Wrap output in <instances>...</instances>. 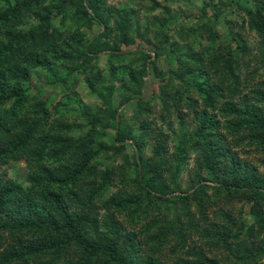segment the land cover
I'll return each instance as SVG.
<instances>
[{
	"label": "rangeland",
	"instance_id": "rangeland-1",
	"mask_svg": "<svg viewBox=\"0 0 264 264\" xmlns=\"http://www.w3.org/2000/svg\"><path fill=\"white\" fill-rule=\"evenodd\" d=\"M20 1L22 0H0V14L5 15L8 10L16 8L14 17L10 19L9 23L3 24V22H0L1 25L3 24L0 27V43L3 41L4 45H11L12 47L10 50H0V55L3 57L2 59L0 58V82H8L6 78L11 76L15 59L23 61L21 65L26 66L29 72L28 76L24 78V89L29 97V106L32 107L41 101L48 105L51 113V116H46L45 120H41L42 124L38 125L39 129L42 130L41 135H63L66 138H75L77 140L66 158L54 161L49 159L48 157L54 151L53 149H48L45 151L46 153L44 152V154H40L36 158L44 157L43 162L53 170L63 166L72 169L73 163H76L79 159L76 151L78 146L82 150L85 148L84 146L92 145L91 143L94 139L95 146L107 147L108 149L100 153L99 157L88 169L91 175L86 178V181H84L85 177L83 180L77 181L76 185L69 191L66 186L59 187V185H55L52 188L57 197L62 195L66 199L64 201L45 200L38 190L34 192L32 189L35 182L37 183L35 177L37 171L36 167H30L28 161L34 160V156L37 155L36 149L38 146L36 143L40 136L37 138L28 137L27 149L25 152L20 153L21 156H18V158L6 157L5 162L4 159H0V175L3 177V182L12 181L21 184L24 190L23 195L28 199V204L26 207L23 206L19 218H15L13 214L14 208L20 205L19 198H14L12 207L9 205L5 212L0 213V224L8 223L10 225V227L0 229V262H4L5 259L3 258L7 256L10 258L7 252L11 248L23 250L33 244L34 237L25 233L26 223H33L34 218L39 217V212L49 213L51 203L57 205V209H54L52 214L56 215L57 221L61 225L66 224L63 218L64 215H67L68 218L71 216H68L63 207L67 203L72 206V208L69 207L70 213L75 211L76 214L81 216L86 215L84 213L97 215L96 221L98 220L99 222L98 231L97 228L86 231L89 238L97 237L100 233L107 232L104 227H106L107 223L109 224L108 218H114L115 225L118 224L131 232L139 231L140 227L148 225L145 220L141 221L137 226L129 225V214L132 213L134 206L120 214L116 213L113 208L109 212L104 208V200L120 201L123 198L132 197L139 193L137 182L135 181V170L140 172L142 170L136 167L132 157L136 158L138 166L139 162L148 163V160L155 159V162L152 160L149 162V167L152 169L150 173H144V175L148 178L154 177L151 179H157L159 181L157 185L168 191L167 199L169 205L162 209L160 217L163 227L168 228L165 231L166 233L162 234L163 239L167 240L163 241L162 252L155 257L157 261L161 264H177L179 259L193 260L194 251L205 248V243L209 240V238L203 236L205 231H212L214 234L219 232L221 237L219 239H222L220 247L208 253L209 257L217 255L218 259L223 258L229 255V248L235 249L237 246L241 247V250L237 251L244 253L246 252V244L253 241L256 243L257 254H259L258 247L264 237L262 232L263 222L258 220V218L257 220L255 219L254 216L256 214H253V202L249 201L243 193L235 194L232 191L222 189L220 186L224 181L232 179L230 173V162L232 161L230 158L225 157V154H220L219 156L222 160L216 162L215 166L218 168L214 170V174H210L203 168V160L200 155L193 153L188 146L185 149L189 156L186 158V162L182 164L181 171H177L178 160L181 158L178 147H180L182 142L189 140L195 130H197L199 122L196 119L199 118L200 114L205 113L206 116L215 115L221 124L219 132L223 135L228 133L227 127L231 130V123H229L231 117L225 115L223 111L225 107L222 108V104L217 102V109H209L207 113L202 101H199V106L195 109L176 108L171 102L169 110H165L164 103L158 97L159 94H156L158 91L160 92V85L164 86L165 84H161V81L171 76L169 75L171 71H175L179 67V61L172 59L163 47H158L157 45L159 43V35L156 25L163 16V8L169 7L170 14L168 16L172 15L177 18V24L175 26L170 25L168 30L169 34L173 36L177 35L181 28L197 24L198 22L200 27L205 25L212 26L218 35L225 39V36L229 35V24H227L226 20L223 17L215 19L212 16L213 14L209 12L207 15L201 14V5L204 0H177L174 3L167 2V0H101L102 6L100 9L104 12L102 18L109 20L110 29L113 28L116 20L118 21L119 19L117 16L119 9L125 8L130 12L131 23L135 24V31L131 32V36L137 33L146 36L153 42L144 43L137 40L134 45L124 47L122 51L126 52V60L123 61H110L111 50L100 52L97 55H92L94 59L86 68H81V65H84V57L79 49H75L76 45H79L84 40L88 42L98 40L99 44L95 48H99L104 44L106 47H112L114 38L119 33L117 31L114 32L113 38L109 40L106 38V34H103L107 32V28L102 24H90L87 22L88 26L86 24L80 26L81 35H84L86 39L77 37V41L71 43L69 40H71L72 33L75 31L72 28V26L74 27L73 21L67 20L63 24L61 22L62 17L54 15L51 24L63 34L64 38L61 43L65 41L64 45L70 46L58 47V50L70 53L71 55L68 56L71 58L69 59H73L72 61H67L65 67H79L84 70L70 79L69 84H67L69 90H67L68 88L65 90L61 83L48 82L45 74H40L37 66L26 65L25 62L28 60L30 61L38 55L43 57L46 53V51L36 47L38 44L37 36H31L30 34L33 28L41 24L40 17L43 12L40 10L41 6L35 2L28 7L18 8ZM52 1L48 0L45 5ZM154 5L155 11H152ZM69 10H74V7L71 6ZM225 13L230 25L236 27L234 31L240 32L239 34L247 41L253 51L254 58L256 55L254 49L257 40L256 30H251L249 25L245 26L246 28H241L242 23L244 21L245 23L248 22L249 18L235 5L232 10H228ZM190 14H192L191 18L189 17ZM203 16L205 17L200 19ZM206 16H211V18ZM175 38L178 39L177 37ZM203 44L201 48L204 50L209 42L204 41ZM140 51H143V54L139 53ZM176 52L178 58L182 51L176 49ZM132 53L136 54L131 55ZM148 54L150 58L146 60L145 57ZM52 58L53 56L49 55V59ZM144 59L147 61L146 69L143 67ZM3 65L4 67H2ZM59 65L62 66V64ZM59 65L56 66L57 74L61 71ZM257 69L258 71H256ZM97 74L104 79L102 86H100L101 83L95 82ZM145 75L146 77L144 78ZM252 75L255 80L250 88L251 91H256L258 84L264 82V69L260 71L253 63L250 69L241 72V80L244 84H247L248 80L249 84ZM177 85L180 84L177 82ZM93 86L97 87L96 92L102 91V87L108 90L110 87H114L115 92L112 93L113 97L109 101V107L119 108L118 122L120 121V125L118 128L122 131L128 130L132 132L133 137L131 136L124 142L116 141L117 131L115 129L102 128V124H105L108 120L107 116L103 115L98 131L104 132L105 135L102 138H98L97 145L96 138L91 140L90 136L94 134V131H91V127L88 125L87 117L81 114L83 110L81 112L77 111L80 107L82 108V104L84 110L93 115L92 113L96 110L101 112L102 106L107 105L105 104L107 102L106 98L99 93H92ZM164 87H166V90H171L168 86ZM250 88L246 90L250 91ZM149 100L152 102L148 106L139 104ZM121 101H124L123 105L119 106ZM143 108L144 111L141 112ZM31 110L34 113L35 108H31ZM12 112L16 111L0 105L1 126L4 125L12 134L11 138H7L8 143L7 139L5 140L0 136V148L9 149L13 144L20 142L18 133L22 125L9 122L12 118ZM32 119L34 124L39 118L33 116ZM54 129L58 131L55 132ZM0 133L5 134L1 128ZM238 133L239 137H241L240 140L244 142L236 146L232 142L233 138L229 136V143L225 145V151H231L232 156H236L248 170L252 168L253 174L257 175L259 183L264 184V146L249 145V141L252 140H250L249 136L251 130L247 129ZM234 139H236L235 136ZM166 144L167 147L164 149ZM54 145L55 143L51 146L55 148ZM114 146L117 149L113 148ZM203 146L205 147L206 144L204 143ZM220 147L218 146L217 149H220ZM107 171L113 173L112 178L106 184L107 186L105 185L99 190L100 193L97 195L93 191L103 184V175ZM247 175L248 173H243L240 177L243 179ZM201 185H207V187H202V190L196 191ZM65 192H68V196ZM179 193L183 197L188 195L190 197L188 199L179 198ZM79 197L87 202L84 207L82 204L79 206ZM92 197V203L89 205ZM263 204L259 205L258 211H264ZM152 220H154V216L149 221L152 222ZM191 223H193L192 229L190 228ZM23 224L25 226H22ZM160 231L154 230L158 236ZM229 234H236L238 237L226 241L225 239H227L226 237ZM39 236V230L36 228V237L41 239L42 237ZM59 237L63 241L68 240L66 235ZM153 243L155 244V242ZM208 249L206 247L204 252H208ZM148 250L149 247L145 245L138 251V256H146ZM54 251H50L46 255V258L52 259L51 264H77L79 259H81L79 248L76 245H69L61 253ZM6 264H9V262L7 261ZM10 264L17 263L11 262ZM220 264L225 263L221 260ZM257 264H264V260H260Z\"/></svg>",
	"mask_w": 264,
	"mask_h": 264
},
{
	"label": "trees",
	"instance_id": "trees-1",
	"mask_svg": "<svg viewBox=\"0 0 264 264\" xmlns=\"http://www.w3.org/2000/svg\"><path fill=\"white\" fill-rule=\"evenodd\" d=\"M47 1L48 0H22L18 4V8H20L28 7L35 2L41 6L40 10L43 12L40 17L41 24L33 28L30 34L31 36H37L38 44L36 47L42 51H46V53L43 57L38 55L25 63L28 66H37L38 70H40V74H45V78L48 82L61 83L65 90L68 88L67 84H69L70 79H72L75 74L82 73L84 70L79 67H65L66 62L69 60L72 61L73 59H69L71 58L68 56L71 55L70 53L58 50V47L70 46L64 45L65 41L61 43L64 38L63 34L51 24L54 15L61 16V22L63 24L67 20L73 21L74 27L72 26V28L75 31L72 33L71 40H69L71 43L76 42L77 37L86 39L84 35H81L80 26L87 25V22L90 24H102L107 28V32L103 34H106V38L109 40L113 38L114 32L117 31L119 33V35L114 38V45L112 47H106L104 44L99 48H95V46L99 44L98 40L95 42L84 40L79 45H76L75 49H79L84 57V65H81V68H86L94 59L92 55H97L100 52H108V50H111L110 61H123L126 60V52L122 51L124 47L134 45L137 43V40L144 43L153 42L146 36L137 33L131 36V32L135 31V24L131 23L130 12L125 8L119 9L117 15L119 19L113 24V28L110 29L109 20L102 18L104 12L100 9L102 6L101 0H53L48 5H45ZM176 1L177 0H167V2L172 3ZM202 2L201 14L207 15L209 12L213 14L212 16L215 19L223 17L227 24H229V35L225 36V39H222L212 26L205 25L200 27L198 22L197 24L195 23L194 25L181 28L177 35H170L168 31L170 25L175 26L177 24V18L172 15L168 16L170 14V8L164 7L163 16L158 20V24L156 25L159 35V43H157V45L158 47H163L169 54L167 55L172 59H177V61H179V67L177 70L171 71L169 74L171 76L161 81V84L165 83L164 86H168L171 90H166V87L160 85V92L158 91L156 94H159L158 97L160 101L164 103L165 110H169L171 102H173V106L176 108L195 109L199 106V101H202L207 113L209 109H217V102L222 104V108L225 107L223 109L225 115L231 117L229 120V123H231V130L227 127L228 133L223 135L219 132L221 124L215 115L206 116L205 113L200 114L198 116L199 118L196 119L199 122L197 130H195L189 140L182 142L180 147H178L181 158L178 160L177 171H181L183 167L182 164L186 162V158L189 156L185 149L188 146L193 153H198V155H200L203 160V168L210 174H214V170L218 168L215 166L216 162L222 160L219 155L225 154V157L230 158L232 161L230 162L232 179L224 181L220 186L222 189L230 192L232 191L235 194L243 193L244 196H247L249 201L253 202V214H256L254 217L256 220L257 218L258 220H262L263 230H261L264 233V211H258L257 209L259 205L264 203V184L259 183L257 175L253 174L252 168L248 170L245 165L241 164V161H239L236 156H232L231 151H228L229 153L225 151V145L229 143V136L233 138L232 142L234 145H241V142L244 141L240 140L241 137H239L238 132H244L247 129L251 130L249 136L250 140H252L249 141V145L254 146L257 144L258 146H264V82L258 84L256 91H251L250 87L253 86L255 80L253 75L250 78L249 84L248 80L247 84H244L241 80V72L250 69L253 63L260 71L264 69V0H204ZM234 5L249 18L248 22H246L247 24L245 21L242 23L241 28H246L245 26L249 25L251 30H256L257 40L254 47L256 55L254 58L253 51L249 47L247 41L239 34L240 32L234 31L236 27L230 25L227 20L228 17L225 12L232 10ZM71 6L74 7V10H69ZM154 8L155 5L152 7V11H155ZM15 10L16 8H13L8 10L5 15L0 14V22H3V24L6 22L9 23L10 19L14 17ZM189 17L191 18L192 14H190ZM204 17L205 16L200 19ZM206 17L211 18V16ZM3 24H0V27H2ZM179 40L181 42H177ZM204 41H208L209 44L203 50L201 47L204 45ZM3 49L10 50L12 47L11 45H4L3 41H1L0 50ZM176 49L182 51L178 58ZM139 53L143 54V51ZM133 54L136 53H132L131 55ZM49 55L53 56V58L49 59ZM0 58L2 59L3 57L0 55ZM145 58L146 60L149 59L150 55L148 54ZM146 60L144 59L143 65L145 69L147 68ZM22 62L23 61H20V59H15L13 62L14 68L10 74L11 76L6 78L8 82H0V105H4L16 111L12 112V118L9 122L22 125L18 133L20 142L13 144L9 149H5L4 147L0 148V159H4L5 162L6 157L18 158V156H21L20 153L25 152L27 149L28 137L37 138L40 136L39 140L36 139V144L38 146L36 149L37 155L34 156V160L28 161L30 167H36L37 171V175L35 176L37 183L35 182L32 189L34 192L38 190L39 194L45 200L64 201L66 199H64L62 195L57 197V194L52 188L55 185H59V187L66 186L69 191V189L76 185L77 181L83 180L84 177V181H86V178H89L91 175L88 169L99 157L100 153L108 149L107 147L95 146L93 139L96 138L97 145L98 138H102V136L105 135L104 132L98 131V126L102 123L101 120L103 115L107 116L108 120L105 124H102V128L115 129L117 131L116 141L124 142L131 136L133 137V135L132 132L128 130H119V108L109 107V101H111L113 97L112 93L115 92L114 87H110L109 90L102 87V91L96 92L97 87L93 86L92 93L101 94V96L106 98L107 102L105 104L107 105L102 106L100 109L101 112L96 110L92 113L93 115L84 110L82 104V108L80 107L77 111L81 112L83 110L81 114L87 117L86 120L88 121V125L91 127V131H94V134L91 136L89 134L91 140L93 139L92 145L84 146L85 148L82 150L79 149L81 148L79 146L76 148L77 158L79 159L76 163H73L72 169L65 166L55 170L50 169L48 165L43 162L44 157H36L40 154H44L48 149H53L54 151L50 153L49 159L54 161L56 159L66 158L77 140L75 138H66L63 135H41L42 130L39 129L38 125L42 124L41 120H45L46 116H51V113L48 109V105L41 101L32 107L29 106V97L24 89V78L28 76L29 72L26 66L21 65ZM53 63L57 65L62 64V66L59 65L61 71L58 74L56 73L57 65ZM2 67H4V65ZM256 71H258V69ZM145 77L146 75L144 78ZM95 82L101 83L100 86H102L104 79L101 75L97 74L95 76ZM177 82L180 85H177ZM247 88H250V91H247ZM67 90H69V88ZM169 91L173 92L170 93ZM123 102L124 101H121L119 106L123 105ZM151 102L152 101L149 100L139 104L148 106ZM31 108H35L34 113ZM143 111L144 108L141 112ZM33 116L39 118L34 124L32 122ZM1 125L2 119L0 118V128L5 133H0V136L5 140L11 138L12 134L4 125ZM54 131L56 132L58 130L54 129ZM234 136L236 139H234ZM8 142L7 139V143ZM54 143L55 148L51 146ZM204 143L206 144L205 147L203 146ZM218 146H221V150L219 148L217 149ZM166 147L167 144L164 146V149H166ZM113 148L116 147L114 146ZM151 160L155 162V159ZM151 160H148V163L139 162L138 166L136 158L132 157V161L135 162L136 167H139L143 173L142 174L139 170H135V181L137 182L139 190L137 195L123 198L121 199L122 201L104 200V208L108 210V212L113 208L116 213L120 214L124 210L134 206L132 213L129 214L130 217L128 216L129 225L137 226L143 220L147 221L148 225H143L140 227L139 231L131 232L118 224L115 225L114 218H108L109 224L107 223L106 227H104L107 232H102L97 237L89 238L86 231L96 228L98 231L99 222L98 220L96 221L97 215L93 213H84L86 215L81 216L80 214H76L75 211L70 213L69 207L72 208V206L67 203L64 204L63 207L68 216H71L68 218L67 215H64L63 218L66 224L61 225L57 221L56 215L52 214V211L57 209V205L51 203L49 206V213L39 212V217H35L33 223H26L27 227L25 233L34 237L32 241L33 244L27 246V248L23 250H14L11 248L7 252L10 258H8V256L3 258L5 261L0 262V264H6L7 261L9 264L11 262L17 264H51L52 259L46 258V255L49 254L50 251L55 252L54 250H56L57 253H61V251L67 249L69 245H76L79 248L81 259H79L77 264H161L155 257L162 252L163 241L167 240L163 239L162 234L167 231L168 228L163 227L160 217L162 215V209L169 205L167 199L168 191L157 185L159 182L157 179H151L154 177L148 178L144 175V173H150L152 170L149 167V162ZM243 173H248V175L246 178L242 179L240 175ZM112 174L113 173L110 171L104 173L103 184L93 192L98 195L100 193L99 190L111 180ZM1 176L2 175H0V213L5 212L9 205L12 207L14 198H19L20 205L14 208L15 211L13 213L15 218H19L23 206L26 207L28 204V199L23 195L24 190L21 184L12 181H7L5 183ZM202 187L205 188L207 185H201L196 191L202 190ZM65 193H67L66 195L68 196V192ZM178 195L180 196L179 198L182 199H188V197H190V195L183 197L180 193ZM28 197L30 198V196ZM92 199L93 197L90 199L89 205L92 203ZM72 202L75 203L74 201ZM78 204L79 206L82 204L84 207L87 202L81 200L79 197ZM152 216H154V220L151 222L149 220ZM22 226L25 225L23 224ZM7 227H10L8 223L0 224V229ZM36 228L39 230V237L43 238L44 236L43 239L36 237ZM190 228H193V223H191ZM154 230H161L159 236L155 234ZM63 235L68 236V240L63 241V239H60L59 236ZM203 236L209 238L205 243V248L202 250H195L193 253V260L188 261L187 259H179L177 264H220L221 260L225 264H257L260 260H264V237L258 247L259 254H257L256 243L253 241L252 243L246 244V252L239 253L237 250H241V247L237 246L235 247L236 250L229 248V255L218 259L217 255L209 257L208 253L220 247V242L222 240L219 239L221 238L220 233L214 234L212 231H205ZM237 237L238 235L236 234H229L225 240L229 241ZM153 242H155V244ZM145 245L149 247L147 255L143 257L138 256V251ZM206 247L209 249L207 250L208 252L205 253L204 250Z\"/></svg>",
	"mask_w": 264,
	"mask_h": 264
}]
</instances>
